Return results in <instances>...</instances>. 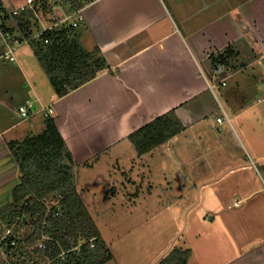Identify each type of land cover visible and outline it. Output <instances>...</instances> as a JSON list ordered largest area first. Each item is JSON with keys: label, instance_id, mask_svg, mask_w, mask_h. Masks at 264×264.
Wrapping results in <instances>:
<instances>
[{"label": "crops", "instance_id": "0c3cea01", "mask_svg": "<svg viewBox=\"0 0 264 264\" xmlns=\"http://www.w3.org/2000/svg\"><path fill=\"white\" fill-rule=\"evenodd\" d=\"M24 1L0 0V3L9 11ZM182 1L91 2L86 7L80 41L87 52L93 53V59L99 60L95 66L98 73L63 96L51 84L33 44L17 46L16 59L12 61L7 58V41L0 31V120L14 111L21 116L18 108L21 104L30 105L32 115L26 119L21 116L20 121L34 120L31 132L37 125L45 130L48 116L54 118L72 150L78 189L88 209L90 205L95 208L90 198L95 193V197L103 196L109 210L128 208L131 215L142 209L149 212L151 204L146 206L147 197L140 196L144 192L140 180L148 176L147 172L152 173L153 160L164 165L181 161L183 155L191 160L194 153L190 136H194L196 148L205 157H215L217 162L205 173L208 180L203 181L201 189L205 198L209 192H217V202L208 208L207 222L211 227L205 225V243L195 239L203 256L193 253L187 264H264V174L261 172L264 170V0H236L235 6L231 5L232 0H193L191 4L199 6L198 13L216 12L222 6L218 11H223V15H214L205 25L198 20L197 24L185 23V26L176 18ZM193 15H197L195 11ZM219 20L222 24H218ZM3 25L18 36L25 28L20 20L9 15ZM218 54L225 55L230 67L226 85L217 87L223 102L207 84L213 74V59ZM45 105L54 108L51 115H46L42 108ZM172 108L185 129L151 152L140 155L129 140L130 133ZM219 116L224 117L222 124L217 121ZM19 123L0 128V184L10 179L2 181L7 176L2 174L13 171V179L19 181V167L8 146L9 141L28 136L22 137V132L15 131ZM101 162L110 164L109 177L122 174L120 184L112 178L108 185L100 182L109 179L100 170ZM192 166L191 163L186 167ZM86 170H94L91 182L87 181ZM189 182L186 191L198 189L192 178ZM121 191L124 197L115 201ZM95 212L96 208L92 216L99 226ZM216 220L219 224L215 225ZM147 225L151 229L147 233L155 239L152 227ZM141 226L117 221L114 239L122 238L125 245L121 244L120 250L114 248L111 259L104 264H130L127 259L133 264H143L137 255L129 258L133 242L126 240L129 236L135 239ZM100 229L103 238L111 240V236L103 233V227ZM163 230L160 226L157 233ZM184 232L177 226V233ZM147 233L141 238L151 242ZM177 233L168 238L173 244L177 238L181 239ZM182 238L184 245L190 241V237ZM163 246L159 250L161 256L156 250L157 257L145 246L143 251L150 260L147 264H156L165 255L164 251L171 248Z\"/></svg>", "mask_w": 264, "mask_h": 264}, {"label": "trees", "instance_id": "16d2710c", "mask_svg": "<svg viewBox=\"0 0 264 264\" xmlns=\"http://www.w3.org/2000/svg\"><path fill=\"white\" fill-rule=\"evenodd\" d=\"M81 30L67 29L58 35L45 34V37L51 38L50 44L33 42L37 57L60 96L98 73L95 66L99 60H94L93 53L82 47ZM224 56L218 54L217 57L226 64ZM217 57L213 59V70L217 66ZM45 122L43 132L8 142L20 176L12 190L11 201L0 208V234L17 217H26L27 227L22 233L26 243L20 246L21 263L104 264L112 256L100 227L80 195L72 150L54 118L48 116ZM185 127L176 109L172 108L133 130L129 140L143 155L170 140ZM55 199H59V205H55L44 218L48 205ZM44 219L50 225L46 232L51 239L46 241L45 247H40L34 245V240L40 235ZM78 244L79 247H76ZM191 254L190 248L174 246L156 264H187Z\"/></svg>", "mask_w": 264, "mask_h": 264}, {"label": "rangeland", "instance_id": "374dc122", "mask_svg": "<svg viewBox=\"0 0 264 264\" xmlns=\"http://www.w3.org/2000/svg\"><path fill=\"white\" fill-rule=\"evenodd\" d=\"M214 1H217V0H212V2ZM192 2L193 0H183L182 2H180V5H179L180 13H178V16L176 15V18H178L179 22H182L184 26H185V23L189 25L197 24L198 22L196 21L198 20H201V25H205L213 19L214 15H216V17H218V15L219 16L223 15V11L222 12L218 11V9L222 8V6H219V8L216 9V12H212V13L207 12L205 14L202 12L198 13L199 6H197V4L195 3L192 5L191 4ZM235 3H236V0H232L231 5L235 6L234 5ZM194 11L197 15H193ZM181 15H183L182 18L180 17ZM218 22H219L218 24H222L223 21L219 20ZM44 77L45 79H47V74L45 70H44ZM215 90H216V94L218 96L219 101L223 102L220 89L216 87ZM28 106L30 107L29 104ZM220 113L222 114V112ZM40 115L39 116L41 117V122L43 123V116H42L43 113H41ZM21 119L22 117L16 111L9 112L8 116L0 120V128L4 129L6 126H9L13 124L14 122L16 123L20 122L16 127H14V129L15 131L17 130V131L22 132L21 133L22 137L24 136V134L26 136L27 134L29 135L30 133H33L30 135H34L38 132H43L44 128H40L38 127V125L34 127V131L31 132L32 129L30 127L33 125L34 120L32 122L29 120H25L21 122L22 121ZM5 135L8 136L7 133ZM190 137L192 139L190 148H191V151L193 150V153H194V157H192L191 160L185 158L184 157L185 155H183L181 161L176 160V162H172L171 164L166 163V165L160 164V161L158 160H153V163L155 164V166L153 165V171L151 173L152 175L149 174V172H147L148 176H145V177L143 176L141 178L140 184L144 185V192L143 194H140V196L142 198L147 197L146 200L148 202L146 203V206H148L149 203L151 204V207L149 208V212L144 211L142 209L141 212L135 213L137 215H134V214L131 215L129 213L128 208L126 210H118V211L113 212L108 209V204L102 201L103 196L98 195L95 197V193L94 194L89 193L91 201L94 202L95 204V208H96L95 218L96 220H98V223L100 224L99 226L101 228L103 227L102 229L104 230L103 233H106L107 236H111L110 238L111 240H106L103 238L105 243H107V247L110 253L114 250V248H117V247H118L117 249L120 250L121 244L125 245L123 242H121L122 238L119 240L114 239V238H117V235H116V232L118 230V228L116 227L117 221L124 220V223H125V220H126L128 223H130L131 226L133 224L142 225L141 227H138L139 232L137 236L135 237V239L130 236L129 238H126L127 242H130V243L131 241L133 242L132 244L133 250L128 253L129 258H131V256L137 255L138 261H142L143 264L144 263L147 264L148 262H150V260H149V257L146 256V252L143 251L145 249V246H148L149 250L154 251L153 257H157V254L155 252L156 250H158V254L159 256H161L159 252V250H163L161 245H164V246L166 245V246L171 247L166 252L164 251L165 255L170 250H172L174 246L181 245L182 248H190L192 254L194 253V256H198L199 254L203 256L202 254L203 250L202 248L199 247L195 239L198 238L197 240H201L205 243L204 240L205 238H207V235L204 232L205 225L208 224L209 227H211L210 226L211 224L207 222V220L209 219L208 218L209 216L208 208L213 206L211 205L212 203L217 202V200L215 199L217 192H209L207 194V197L205 198V194L203 190L201 189H202L203 181L205 182V180H208L207 176H205V173H208V169L214 166V164H217V162H215V159H214L215 157L214 158L205 157L206 155L202 152V150L199 148H196L197 144L194 142H196L197 139L196 138L194 139V136H190ZM186 150H188V146H186ZM190 162L193 164V166L191 168L190 167L187 168L186 166L188 164H191ZM109 165L110 164L107 165L104 162H101L99 164L101 172L105 175V177L109 178L107 180L105 179L100 180V182L107 184V182L111 180L110 178H112V179H115L114 180L115 182L118 181L117 184H120L121 179L119 178L122 177L121 176L122 174L121 173L119 174L117 172V169H115V172L118 173V176L109 177V173H111V169H109ZM113 167L111 166V168ZM87 170L89 171V169ZM87 170H86L87 173L85 174V176L87 177V174H89V179L87 181L91 182L93 180L91 179L92 178L91 173H93L94 170L90 172H88ZM96 170L98 171V169ZM145 170L147 171L146 167H145ZM261 172L264 174V170H262ZM2 175L3 176L7 175L6 178L2 179V181L7 180L8 178L10 179L0 184V208L4 207L11 201L12 190L15 184L18 182V178L13 179L14 171L11 173H3ZM191 178L195 182H197L196 184H194V186L199 185V187L198 189L194 188L191 191H186L185 185L187 186L188 184H190L189 181L191 180ZM89 184L91 185V183ZM118 188H123V187L118 186ZM97 190L102 191V189L100 188ZM113 196L115 195L114 194L110 195V197H113ZM115 197L117 198V199L114 198L116 199L115 201H119V198H123L124 196H123L122 191L120 192L119 195ZM89 207H90L89 210L91 211L93 215L95 208L93 205H90ZM177 215H178V219H177ZM148 217H151L152 220L150 219L149 221ZM25 219L26 218H22L19 221H17L15 224L16 229L19 232H23V229L25 228L23 224ZM213 223L216 225V224H219V221L216 220ZM147 224H150V226L152 227V232L154 231V236H156L155 239L154 238L151 239L150 235L147 233V230L151 231V229L149 228ZM160 226L163 227L164 230L163 232L159 231V233H157L158 230L160 229ZM177 226L181 227V230L185 232L180 233V234L177 233ZM145 232L147 233L148 239H151V242L150 240L145 242L141 238V236H143ZM173 233H177L181 238V239L177 238L174 244H173V241H170L168 239L170 236L173 235ZM182 236L185 238L190 237L189 240L191 241V244H190V241L187 240L188 242L186 243L187 245L185 244L186 245L185 246ZM117 242H119L120 244H118ZM134 245L136 246L134 247ZM182 245H184L185 247ZM112 255H114L113 257L116 256V249ZM141 255H144V257L142 258ZM117 258H118V254H117ZM127 260L130 264H133V262H131V259H127ZM119 262H121V260H119Z\"/></svg>", "mask_w": 264, "mask_h": 264}, {"label": "built area", "instance_id": "2783aa9c", "mask_svg": "<svg viewBox=\"0 0 264 264\" xmlns=\"http://www.w3.org/2000/svg\"><path fill=\"white\" fill-rule=\"evenodd\" d=\"M93 1L94 0H25L9 11H5L0 3V31L7 41V58H10L12 61L15 60L16 56L14 49L21 44L30 43L32 45L34 41L50 44L51 38H49V36L45 37V34L53 33V35H58L59 32L67 29L69 31L80 30L86 21V7ZM7 15L20 20L21 24L25 26L22 34L19 36L15 35L3 25V21ZM217 58V66H215L212 76L207 79V84H209L213 91H215L216 87L219 85H226V80L228 78L227 74L230 71L229 65L227 66L223 63L220 57ZM18 108L24 119L32 115L27 104H21ZM42 108L46 110V115H51L54 111L51 105L43 106ZM227 120L229 121L230 117ZM217 121L222 124L225 120L224 117L219 116ZM219 129H221V127H219ZM55 205H59V199H55L52 204L48 205L44 218L53 210ZM22 218L26 217H17L16 221L5 228L0 234V264H24L19 261V258L22 254L20 246L26 243V237L22 236L23 232H19L15 226L16 222ZM27 221L28 218L23 222L26 227ZM48 228H50V225L44 219L42 230L39 237H36L34 240V245L40 247L46 246V241L51 239L50 235L46 232ZM79 245L80 244L76 247H79ZM64 253L65 252H63V254Z\"/></svg>", "mask_w": 264, "mask_h": 264}]
</instances>
